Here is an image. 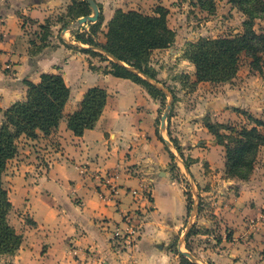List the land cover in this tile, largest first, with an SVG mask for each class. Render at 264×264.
I'll return each mask as SVG.
<instances>
[{
	"label": "crops",
	"instance_id": "obj_1",
	"mask_svg": "<svg viewBox=\"0 0 264 264\" xmlns=\"http://www.w3.org/2000/svg\"><path fill=\"white\" fill-rule=\"evenodd\" d=\"M95 1L103 17L101 31L95 36L101 43L106 41L116 9L154 14L157 6L170 9L175 2ZM72 2L0 0V106L24 99L28 89L25 81L38 83L43 73H61L71 89L65 116L54 131L44 134L38 130L37 137L23 135L19 140V144L22 140L38 143V163L15 165L17 173L12 177L6 176L7 169L4 173L13 203L9 217L15 209L21 221H26L21 217H28L27 223L14 225L23 241L12 256V264H183L179 254H185L180 248L192 234L184 227L188 194L168 169L171 149L160 138L166 135L157 124L162 102L141 84L106 72L113 57L101 46L78 40L77 31H72L71 27L82 30L77 20L84 15L64 26ZM48 19L51 34L42 40L41 24ZM34 44L37 52L32 53ZM174 51L170 46L153 53L161 57ZM178 55L190 64L188 67L194 66L180 52ZM151 63L157 67V83L168 88L172 77L158 69L165 68L163 60L154 59L152 54ZM93 86L105 88L108 101L96 126L79 136L69 128L67 115L78 109ZM199 116L183 107L175 111L171 124H182L177 129L171 126L173 133L169 135L178 134L186 139L181 144L189 145L199 133H211ZM199 162L192 164L197 167ZM189 169L195 173L192 165ZM240 188L229 201H212L210 210L226 229L218 236L204 227L196 230V235L211 236L215 244L199 256L192 252L196 263L259 264L260 250L264 252V171ZM135 189L137 195L133 194ZM128 215L140 225L139 244L134 251L118 253L112 245L113 230L126 227ZM228 227L233 230L231 239L225 234Z\"/></svg>",
	"mask_w": 264,
	"mask_h": 264
},
{
	"label": "trees",
	"instance_id": "obj_2",
	"mask_svg": "<svg viewBox=\"0 0 264 264\" xmlns=\"http://www.w3.org/2000/svg\"><path fill=\"white\" fill-rule=\"evenodd\" d=\"M262 10L264 11V5ZM90 12L91 9L86 0H73L68 7L69 20L64 23V26L69 21H75L81 15H87ZM247 13L250 17H263L256 11L248 10ZM168 14L169 9L161 5L156 7L154 14L118 8L109 21L104 43L97 41L95 39L97 35L94 34H83L77 31L75 35L78 40L101 46L121 61H111L110 66L105 69L107 73L129 78L141 84L164 105L168 94L143 75L158 79L157 70L151 63L152 54L154 50L168 48L175 42L176 31L169 24ZM102 19L100 14L99 20L91 24H98L97 28L100 24L101 28ZM51 24L49 19L41 24L42 40L51 34ZM249 52L256 58L260 57L259 53H264V34H258L251 26H248L244 34L234 37L202 38L190 41L185 46L183 57L195 66L194 84H197L201 81H224L232 78L239 69L242 54ZM92 54L97 53L92 51ZM25 83L28 89L24 99L17 100L5 108L0 106V254L16 251L23 241V235L9 220L13 203L9 189L4 183V173L8 162L18 154L19 140L23 135L35 138L38 136V130L44 134H50L59 126L65 116L64 109L71 95L70 86L61 73H43L40 82L26 80ZM167 87L172 92L174 101L176 95L170 85ZM108 96L105 88L90 87L78 109L67 115L69 128L79 136L83 135L87 129L94 128L104 111ZM254 122L264 127V121L254 119ZM206 127L227 148L228 172L242 177L250 174L254 169L258 150L264 145V132L256 126L242 127L231 135V138L237 141L236 146H231L221 140L224 135L216 129L215 124L206 123ZM160 138L164 140L161 135ZM175 146L179 149L178 145ZM171 157L172 160L175 159L173 152ZM188 208H190V200H188ZM194 231L196 230H191V233ZM181 258L183 264H198L192 263L184 255H181Z\"/></svg>",
	"mask_w": 264,
	"mask_h": 264
},
{
	"label": "rangeland",
	"instance_id": "obj_3",
	"mask_svg": "<svg viewBox=\"0 0 264 264\" xmlns=\"http://www.w3.org/2000/svg\"><path fill=\"white\" fill-rule=\"evenodd\" d=\"M262 2L264 0H175L173 7L169 9L170 16L168 15V21L176 31V39L172 45L175 51L174 53H166L161 57L159 53L156 55L153 53L154 59H161L166 65L164 66L165 68L159 66L158 69L162 68L168 71L169 77H172L170 87L176 95V99L172 101V107L167 116L164 134L174 145V152L184 161L188 168L192 165L195 172H190V174L194 179L200 197V204L191 230H200L204 227V229L210 232L213 231V234L218 236L221 231L226 229V224L220 223L217 215L210 210L212 201L214 199L217 201H229L233 193L236 194L242 190L240 188L242 185H245L257 174L263 175L264 145L260 146L258 150L253 171L245 177L234 175L228 172L226 167L227 148L220 143L219 138L212 133L201 132L195 140H192L193 144L188 145L185 142L182 145L181 141L183 143L186 141L184 137L181 138L178 134H175L176 137L169 135V133H173V131H170L171 126L172 129H177L178 124L181 125L182 123L173 121L171 124V118L174 112L181 111L182 107L189 113L196 112L197 115H200L199 117H201V122L204 126L210 122L215 124L216 129L220 130L224 135L221 140L231 146L237 145V141L231 138V135L242 127L251 128L256 126L261 132H264V127L254 122V119L264 121V53H259V58L254 57L251 52L243 53L237 73L228 80L201 81L197 84H194L196 79L195 66L192 68L188 67L190 64L183 63L178 53L180 52L183 55L185 46L190 41H197L202 38L242 35L246 32L248 26H251L258 34H264V11L262 10L264 4ZM248 10L256 11L263 17H250L247 13ZM97 25L90 23L88 26L87 23H83L81 24L82 30L81 28H71H73L72 31L74 32L80 31L83 34L98 35L101 28L100 24L98 28ZM36 48L35 44L32 45V53L37 52ZM109 66L110 64L107 67ZM154 68L157 70L156 66ZM186 70L189 73L184 72ZM183 75L188 77L184 78ZM179 100L182 101L181 105L178 103ZM167 101L162 105V113L157 122L160 132H162V114L166 109ZM197 122L199 123L200 121L197 120ZM179 131L181 130H178V133ZM184 133L186 131L183 132V135ZM20 142L18 154L8 162L7 177H12L14 173H17L14 166L19 165L21 162L38 163V143L32 144L24 140ZM175 145H178L179 149ZM214 146H219L217 147L218 150H213ZM196 160H200L197 167L192 164ZM232 164L233 162L231 166ZM168 169L172 171L175 178L182 182L188 194V200H190V208L184 226L186 228L191 221L194 205L193 187L183 164L176 158L172 160ZM260 179L262 180L263 178ZM205 190H208L209 193H204ZM18 212L16 209L12 212L13 217H9L10 222L13 225L27 223L28 217H21L26 220L21 221L18 217ZM228 229L225 234L228 239H231L233 230H230L229 227ZM196 232L198 231L190 234L186 244L180 249L191 253L194 252V254L199 256L198 254L201 251L213 248L215 244L211 236L209 237L205 234L196 235ZM175 245L177 244L173 246ZM175 250L178 252L177 246H175ZM15 252L0 254V257H2L0 258V264H12V256ZM262 253L261 249L258 255L259 264H264V253ZM179 255L181 256V254ZM262 255L263 257H261ZM186 258L194 263L189 257L186 256Z\"/></svg>",
	"mask_w": 264,
	"mask_h": 264
},
{
	"label": "water",
	"instance_id": "obj_4",
	"mask_svg": "<svg viewBox=\"0 0 264 264\" xmlns=\"http://www.w3.org/2000/svg\"><path fill=\"white\" fill-rule=\"evenodd\" d=\"M87 1L91 5L92 13L89 14V15H84L81 18H79L77 20V24L78 25H81L83 23H88V22H95V21H97L99 19L100 9H99L98 3L95 0H87ZM109 55H111V54H109ZM111 56L113 57V59H114L115 62H121L119 59H117L113 55H111ZM143 76L146 79H148L151 83L155 84L156 86H158L159 88H161L163 91H165L166 93H168V95L170 96V99L168 100L167 105H166V109H165L164 113L162 114V121H161V129H162V132L161 133L164 135V131L166 129L167 116H168V113H169V111H170V109L172 107L173 95L169 91L168 88H166V87L160 85L159 83H157V81L155 79H152V78L147 77L145 75H143ZM164 140L166 141L168 147L171 149V152L174 153L176 160H178L180 163L183 164L184 169L186 170L187 174L189 175V181H190V183H191V185L193 187L192 188V191H193V195H194V205H193V210H192V213H191V221L188 224V226L186 227V233H189L191 231V228L193 227L194 220H195V218L197 217V214H198L199 204H200V197H199V194H198L196 185L194 183V179L192 178V176L190 174L189 168L186 166V164L184 163V161L182 159H180L179 156L174 152V145L172 144V142L169 139H167L166 137L164 138ZM181 252L183 254H185L187 257H189L191 260H193L194 262H197L196 257L191 252L183 251L182 249H181Z\"/></svg>",
	"mask_w": 264,
	"mask_h": 264
},
{
	"label": "built area",
	"instance_id": "obj_5",
	"mask_svg": "<svg viewBox=\"0 0 264 264\" xmlns=\"http://www.w3.org/2000/svg\"><path fill=\"white\" fill-rule=\"evenodd\" d=\"M137 189L133 194L137 195ZM140 225L128 215L126 227L113 230L112 245L116 252H131L137 249L140 240Z\"/></svg>",
	"mask_w": 264,
	"mask_h": 264
}]
</instances>
